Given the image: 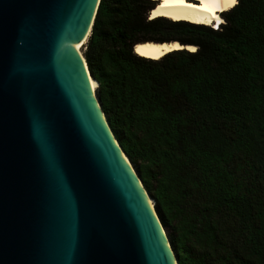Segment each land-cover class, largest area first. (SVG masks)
Returning <instances> with one entry per match:
<instances>
[{
    "label": "trees",
    "instance_id": "obj_1",
    "mask_svg": "<svg viewBox=\"0 0 264 264\" xmlns=\"http://www.w3.org/2000/svg\"><path fill=\"white\" fill-rule=\"evenodd\" d=\"M158 4L100 0L83 57L102 111L178 264H264V0L218 30L150 20ZM175 41L196 51H133Z\"/></svg>",
    "mask_w": 264,
    "mask_h": 264
},
{
    "label": "water",
    "instance_id": "obj_2",
    "mask_svg": "<svg viewBox=\"0 0 264 264\" xmlns=\"http://www.w3.org/2000/svg\"><path fill=\"white\" fill-rule=\"evenodd\" d=\"M99 3L0 0V264H178L75 48Z\"/></svg>",
    "mask_w": 264,
    "mask_h": 264
},
{
    "label": "bare ground",
    "instance_id": "obj_3",
    "mask_svg": "<svg viewBox=\"0 0 264 264\" xmlns=\"http://www.w3.org/2000/svg\"><path fill=\"white\" fill-rule=\"evenodd\" d=\"M159 4L151 11L150 20L165 18L173 22H188L194 25L219 27L224 23L221 14L233 9L235 5L229 0H156ZM84 44L77 45L75 48L81 52ZM186 50L195 52L196 48L190 45H180L178 42H146L134 48V53L142 58L159 61L169 53ZM92 90L97 89V84L90 79Z\"/></svg>",
    "mask_w": 264,
    "mask_h": 264
},
{
    "label": "snow or ice",
    "instance_id": "obj_4",
    "mask_svg": "<svg viewBox=\"0 0 264 264\" xmlns=\"http://www.w3.org/2000/svg\"><path fill=\"white\" fill-rule=\"evenodd\" d=\"M229 2L232 4H236L238 2V0H229Z\"/></svg>",
    "mask_w": 264,
    "mask_h": 264
},
{
    "label": "rangeland",
    "instance_id": "obj_5",
    "mask_svg": "<svg viewBox=\"0 0 264 264\" xmlns=\"http://www.w3.org/2000/svg\"><path fill=\"white\" fill-rule=\"evenodd\" d=\"M196 48V47H195ZM83 52H84V48L83 49H81V53H82V55H83Z\"/></svg>",
    "mask_w": 264,
    "mask_h": 264
}]
</instances>
